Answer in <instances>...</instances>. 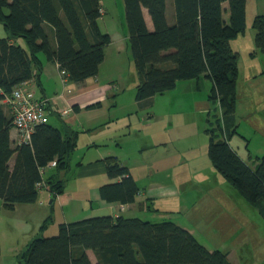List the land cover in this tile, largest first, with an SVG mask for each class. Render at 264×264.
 Returning <instances> with one entry per match:
<instances>
[{
  "label": "trees",
  "instance_id": "16d2710c",
  "mask_svg": "<svg viewBox=\"0 0 264 264\" xmlns=\"http://www.w3.org/2000/svg\"><path fill=\"white\" fill-rule=\"evenodd\" d=\"M247 2L173 0V23L167 16V0H124V5L127 44L139 77L136 101L145 104L175 89L182 80L203 75L210 79L209 96L218 102L221 116L210 121L213 126L207 129L209 158L264 218V154L251 166L229 142L237 129L239 76V52L231 41L246 30ZM144 9L150 14L153 30L148 28ZM103 13L101 0H0V23L7 31L0 37V198L3 208L13 211L18 204L37 202L42 189L52 193L51 213L39 235L17 255L19 264H93L89 250L97 264H232L228 252L209 250L173 221L102 214L60 223L57 234L44 235L54 223V201L65 191L77 134L48 122L36 127L30 143H15L7 98L17 85L34 78L39 82L43 70L40 53L58 63L72 82L97 76L105 49L112 42L99 23ZM253 28L256 45L264 52V14L255 16ZM54 160L55 172L46 177L48 164ZM105 161L109 177L120 180L103 184L102 198L122 205L134 203L141 188L129 168L115 157Z\"/></svg>",
  "mask_w": 264,
  "mask_h": 264
},
{
  "label": "rangeland",
  "instance_id": "374dc122",
  "mask_svg": "<svg viewBox=\"0 0 264 264\" xmlns=\"http://www.w3.org/2000/svg\"><path fill=\"white\" fill-rule=\"evenodd\" d=\"M101 2L105 11L99 19L101 29L122 36L128 31L124 0ZM259 14H264V0H249L246 30L231 41L239 52V77L234 115L237 129L229 142L251 166L264 154V52L256 45L253 28ZM6 35L0 23V37ZM107 61L121 77L111 115L113 119H128L130 124L117 138L124 146L123 160L130 165L142 190L168 188L158 199H149L148 206H135L126 214L153 222H176L192 231L209 250L228 252L232 264H264V218L215 169L208 155L207 129L213 126L210 121L214 123L221 116L218 102L209 97L212 82L202 76L197 88L196 80L179 81L177 88L158 94L150 106L139 108L135 101L139 77L128 44ZM51 121L55 123L57 117L52 115ZM125 132L128 133L124 135ZM159 136L164 141L161 146L143 149L149 143L155 145ZM114 143L109 141L110 147L114 148ZM168 154L173 156L171 162ZM90 155L87 149L80 148L71 157L72 165ZM13 162L12 159L11 165ZM172 164L177 165L175 170L163 171L162 166ZM50 173L47 170L45 176ZM71 176L66 175L67 181ZM50 200L9 211L3 208L0 198V264H19L17 255L39 235L51 213ZM158 206L160 209H156ZM22 207L33 209L27 213ZM134 212L136 215H131ZM58 229L56 224H50L44 235L54 236ZM88 253L97 264L94 252Z\"/></svg>",
  "mask_w": 264,
  "mask_h": 264
},
{
  "label": "crops",
  "instance_id": "0c3cea01",
  "mask_svg": "<svg viewBox=\"0 0 264 264\" xmlns=\"http://www.w3.org/2000/svg\"><path fill=\"white\" fill-rule=\"evenodd\" d=\"M224 7L226 8L224 16L225 19L228 20L229 12L227 2L224 4ZM174 15L175 9L173 0H167V16L171 23L175 20ZM144 17L148 28L153 30V22L147 9H144ZM108 30L106 31L108 32ZM108 33L112 37V42L105 49V58L100 65L97 76L91 77L80 83L72 82L65 78L64 71L60 68L58 63L47 60L45 54L40 53L43 62V70L39 82L35 78L28 81L29 89L35 93L37 98H47L49 100V122L52 123L51 116L55 115L57 121L52 123L54 126L60 127L63 130L70 129L76 132L77 144L71 157H73L74 153L80 148L87 149V152L91 154L89 159L83 158L81 161H78L75 166L72 165V159L70 160V170L68 174H72L69 178V180H71L67 181L68 183L66 184L64 193L58 195L53 204L54 225L56 224L58 227L60 223L72 222L100 215L97 213L102 212L114 216L124 215L127 217H135L129 216L126 213L135 209V206L138 208V205L143 208L148 204L149 199H158L160 196H163L165 190L168 189H163L164 187H160V189L156 191H144L141 189L140 193L136 196L135 202L126 205H122L120 202H108L101 196L100 187L103 184L120 180L111 179L107 174V164L105 160L108 157H115L120 160L122 165L129 168L131 174L135 178L130 165L123 160L124 158L122 155L124 153V146L122 142L117 139L121 136V131L128 130L127 127L130 126L129 120L113 119L115 116L111 115V109L115 107L117 103L116 97L120 89L118 81L121 77L117 75L116 70L113 72L115 67L113 68L108 63L109 61H107L112 53L116 52L120 54L126 49L128 31L126 32L125 30L122 36H114L111 30H109ZM201 78L202 76L198 79H194L198 82L196 85L197 88L201 86L199 81ZM205 78L208 79L206 76ZM64 80H67V83H65ZM38 89L40 90L39 93L37 91ZM156 96L145 104H140L136 101V98L135 101L139 108H145L154 102ZM96 104L98 105L93 106ZM6 110L8 113L11 112L10 104H6ZM127 133L128 132H125L124 135ZM11 138L15 143H19L15 128L11 130ZM109 141L115 142L114 146L116 149L122 151L119 152L115 147H110ZM162 141L163 140L159 136L155 145L149 143L143 146V149H156L164 143V141ZM172 159L173 156L168 154L169 162H171ZM176 168V164H172V166H162L163 171L175 170ZM48 170H50L51 173L55 172L53 167H48ZM61 176L64 177L65 173L61 172ZM135 180L138 183L136 178ZM39 193L38 201L40 200L41 204L48 202V199L51 198L49 202L51 209V191L45 188ZM146 196L148 199L144 201V197ZM38 201L28 205H37ZM23 205L25 204H18L16 208L19 209ZM22 209L28 213L33 207H22ZM156 209H160V207L158 206ZM136 213L137 212H134L131 215H136Z\"/></svg>",
  "mask_w": 264,
  "mask_h": 264
},
{
  "label": "built area",
  "instance_id": "2783aa9c",
  "mask_svg": "<svg viewBox=\"0 0 264 264\" xmlns=\"http://www.w3.org/2000/svg\"><path fill=\"white\" fill-rule=\"evenodd\" d=\"M67 83L66 80H64ZM13 115V126L18 134L19 143H30L32 134L40 124L49 122L50 103L47 98H37L29 89L28 81L17 85L7 98ZM56 166V161H51L48 167ZM40 188L43 183H39Z\"/></svg>",
  "mask_w": 264,
  "mask_h": 264
}]
</instances>
